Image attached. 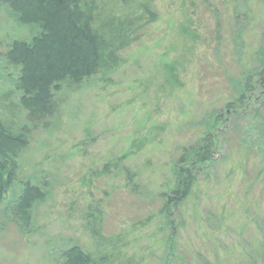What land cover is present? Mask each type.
<instances>
[{
  "label": "rangeland",
  "instance_id": "374dc122",
  "mask_svg": "<svg viewBox=\"0 0 264 264\" xmlns=\"http://www.w3.org/2000/svg\"><path fill=\"white\" fill-rule=\"evenodd\" d=\"M158 8L159 20L111 80L93 77L58 93L59 110L21 153L18 181L4 201L27 181L48 194L25 232L8 213L1 217L0 205V264H59V253L87 247L82 216L92 202L104 210L108 235L140 222L130 252L141 264H264V95L247 93L246 104L225 110L258 65L264 0H159ZM36 32L0 0V94L22 96L23 67L8 51ZM210 117L220 118L222 147L167 227L161 185L173 181L182 149ZM153 131L155 142L139 149ZM115 161L117 170L105 168ZM139 167L142 183L133 192L125 173Z\"/></svg>",
  "mask_w": 264,
  "mask_h": 264
},
{
  "label": "trees",
  "instance_id": "16d2710c",
  "mask_svg": "<svg viewBox=\"0 0 264 264\" xmlns=\"http://www.w3.org/2000/svg\"><path fill=\"white\" fill-rule=\"evenodd\" d=\"M158 1L6 0L19 22L37 29L31 40H14L8 51L11 61L23 67L22 96L14 100L12 92L0 94V205L5 204L1 217L8 213L19 231L28 230L34 206L48 194L44 186L27 181L16 199L4 201V195L18 181L21 153L30 145L35 132L50 125L59 110V92H75L93 77L101 82L111 80L125 64L127 50L159 20ZM257 59L258 65L247 72L240 84L244 92L225 104L227 112L231 105L246 104L247 93L252 97L260 90L259 96L264 95V42ZM168 72L177 81L173 68L168 67ZM211 118L205 122L200 138L182 149L173 166V181L161 185H166V189L159 195L164 202L160 214L165 215L167 227L173 210L197 185L199 171L216 161L222 147L217 122L220 118ZM258 120L264 129V114ZM155 134L156 131L151 132L137 147L142 150L155 142ZM112 165L117 170L116 165L121 164L106 163L105 168L110 170ZM143 172L140 167L127 169L125 179L134 182L133 192L141 185ZM103 211L99 204H88L82 216L87 247L73 245L59 253V264H141V259L130 252L140 222L108 235L103 228Z\"/></svg>",
  "mask_w": 264,
  "mask_h": 264
}]
</instances>
